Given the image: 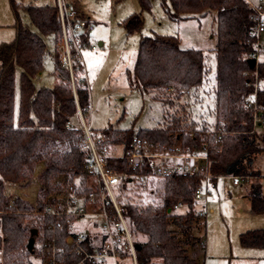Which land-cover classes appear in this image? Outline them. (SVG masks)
<instances>
[{
  "label": "trees",
  "instance_id": "1",
  "mask_svg": "<svg viewBox=\"0 0 264 264\" xmlns=\"http://www.w3.org/2000/svg\"><path fill=\"white\" fill-rule=\"evenodd\" d=\"M161 1L168 17L175 21L214 12L215 65L212 68L208 64L202 50L181 48L175 35L142 36L129 83L161 101L162 121L154 128L140 129L136 133L132 129L102 131L116 135L115 142L122 144L124 150L134 135L167 142L170 134H178L184 145L198 149L200 136L209 127L204 122L196 126L192 121L187 124L188 132L194 131L195 136L190 138L182 127L183 119L171 115L169 110L179 106L183 109L188 95L196 99L200 92H209L207 88L211 86L214 127L223 132L217 149L208 152L207 170L211 181L230 175L257 178L259 173L252 164L255 156L264 151V135L255 131L253 109L247 106V101L256 99L257 116L264 119V88L259 85L264 83V61L256 60L253 67L248 63L249 58H255L258 39L253 10L246 0H168V5L166 0ZM10 3L16 32L11 41L0 43V264H32L30 256L39 257L41 264H45L47 244L52 243L62 248L59 258L65 264H73L78 258L68 252L70 245L66 237L72 232L65 222L54 225V216L39 218L26 214L31 205L20 196L11 198L6 186L31 182L37 166L41 165L36 175L40 184L39 200L58 189L53 181L59 174H64L70 184L79 181L81 187L75 186L76 191L90 189L85 152L72 148L63 154L50 153L58 140L72 137L76 132L75 128L66 129L65 124L77 116L78 108L85 116L89 94L84 79L78 75L81 66L76 64L73 69V93L69 73L61 65L56 51L60 38L56 5L21 6L14 0ZM138 3L141 9L149 8L148 0H138ZM20 8L36 31L22 25ZM142 25L139 13L123 22L127 34L139 32ZM46 38L52 42L53 74L58 81L52 87H36L34 80L48 54ZM16 70H19L17 113L14 108ZM109 166L120 174L128 171L122 154L110 157ZM202 179V174L149 176L145 186H155L160 181V191L157 198L156 194L152 195L149 206L140 209L129 203L126 180L117 184L116 197L124 206L131 232L140 233L144 238L135 239L138 264H198L187 251L200 243V238L190 230L202 216L194 198V190ZM122 191L124 193L120 194ZM248 195L252 210H264V193L258 181L250 184ZM177 203L185 204L184 213L167 211ZM170 224L180 228L179 234L169 228ZM32 229L36 232L32 233ZM31 237L33 242L29 246ZM240 242L244 246L264 247V228L241 233ZM96 245L98 247V242ZM87 247L93 248L89 243Z\"/></svg>",
  "mask_w": 264,
  "mask_h": 264
},
{
  "label": "rangeland",
  "instance_id": "2",
  "mask_svg": "<svg viewBox=\"0 0 264 264\" xmlns=\"http://www.w3.org/2000/svg\"><path fill=\"white\" fill-rule=\"evenodd\" d=\"M14 1L21 6L56 4L55 0ZM63 1L71 8L80 10L82 12L80 14L93 24L87 40L90 45L95 46V49H91L89 46L81 48L82 63L79 64L81 71L78 73L84 79L89 94V109L84 114V119L92 130L122 131L132 129L136 133L140 129L154 128L162 121L163 106L161 101L154 98L152 93L135 88L129 83V76L134 73L139 40L142 36L175 35L179 39L181 48L200 49L205 53L208 64L212 68L215 65L216 25L214 12L175 21L168 17L161 0H148V9H141L138 0ZM248 1L252 4L264 2V0ZM165 3L168 5V0ZM18 11L22 25L36 31L27 14L21 8ZM136 13L142 17V29L139 32L127 34L123 22L130 15ZM14 22L15 17L10 0H0V43L9 42L14 38L16 32ZM257 42V60L264 61V32L259 34ZM46 43L48 54L44 58L41 72L34 80L36 87H52L58 81L53 74L51 39L46 38ZM74 64L77 63L74 62ZM259 85L264 88V83H259ZM207 89L210 91L200 92L196 99L188 95L183 109L179 106L169 110L171 115L183 119L182 127L187 132L189 131L187 124H191L192 121L196 126L204 122L209 127L207 129H216L214 127L216 119L213 112L212 87L209 86ZM181 100L180 102H183V99ZM18 101L19 70H16L14 80L15 113H17ZM74 120L79 122L78 114ZM254 129L257 133L264 135L263 118L257 120ZM50 153L57 155L53 148ZM40 168L41 165H38L31 182L6 186V192L11 198L20 196L31 205L26 214L39 218L43 214L36 213V206L44 204L49 196H55L59 190L64 191L70 184L64 174H59L53 181L58 185L59 190H54L48 194L49 196L39 200L40 184L36 175ZM252 168L258 171L257 178L254 176L241 177L240 183L234 185L230 176L218 177L214 184L209 186L210 196L208 199L196 202L195 206L202 212V216L195 221L190 231L194 236L200 238V243L196 247L188 248L187 255L194 258L198 264H264V247L244 246L240 242L241 233L264 228V210H252L248 195L249 186L255 181L260 183L261 191L264 193V151L255 156ZM66 182L68 183L66 184ZM88 182L90 183L89 179ZM71 184L81 187L79 181ZM160 187V181L151 187L137 184L128 185L126 189L130 197L129 203L137 206L138 209L149 206L152 195L156 194L155 197H158ZM123 193L124 191L120 194ZM184 208L185 205L174 212L176 214L184 213L186 211ZM92 221V217L78 219L73 222L71 229L78 232L91 229ZM26 225L29 224L26 223ZM169 228L175 229L177 233L180 230L173 224H170ZM133 237L138 241L144 239L137 232L133 233ZM179 237L183 236L179 235ZM30 260L32 264H41L39 257L30 256Z\"/></svg>",
  "mask_w": 264,
  "mask_h": 264
},
{
  "label": "built area",
  "instance_id": "3",
  "mask_svg": "<svg viewBox=\"0 0 264 264\" xmlns=\"http://www.w3.org/2000/svg\"><path fill=\"white\" fill-rule=\"evenodd\" d=\"M252 19L257 37L264 32V2L252 4ZM57 16L60 24V38L56 46L61 65L69 73L70 83L74 88V62L82 63L81 48L95 46L88 42V33L93 24L75 9L65 4L63 0H56ZM84 36V39L81 37ZM258 43V42H257ZM256 43V44H257ZM258 56L255 53V60ZM171 91V89L169 90ZM189 93V91H186ZM256 99L247 101L252 107L254 122L258 107ZM79 122L70 119L66 122V129H77L72 137L58 140L53 147L57 154H63L72 148H77L87 154L85 169L90 187L87 191H76L75 186L69 184L66 189L55 196H49L44 204L36 206V213L55 217L54 225L65 222L71 230L66 237L70 245L69 253L77 256L73 264H138L135 252V238L124 215V206L116 197L117 184L120 181L128 185L145 186L149 176L163 178L173 175L202 174L203 179L199 187L194 190L196 201H206L210 196L209 186L213 184L207 170L208 152L216 150L221 141L218 129H206L200 136L199 148L184 145L178 134L171 135L169 141H152L134 135L126 149L115 142L116 135L105 131L92 130L78 108ZM194 131L188 132V137L194 138ZM118 150V151H115ZM122 154L128 171L120 174L109 166V159ZM232 183H240L241 177L230 175ZM185 204L177 203L168 211L182 208ZM84 217H92L91 229L74 231L73 222ZM98 242V247L97 246ZM92 245L89 249L87 245ZM47 260L45 264H65L59 258L62 248L54 243L47 244Z\"/></svg>",
  "mask_w": 264,
  "mask_h": 264
},
{
  "label": "water",
  "instance_id": "4",
  "mask_svg": "<svg viewBox=\"0 0 264 264\" xmlns=\"http://www.w3.org/2000/svg\"><path fill=\"white\" fill-rule=\"evenodd\" d=\"M255 62H256L255 58H249V59H248V63H249V66H250V67H253V66L255 65ZM31 232H32V233H35V232H36V229H32ZM32 242H33V238L31 237V238L29 239V246L32 245Z\"/></svg>",
  "mask_w": 264,
  "mask_h": 264
},
{
  "label": "crops",
  "instance_id": "5",
  "mask_svg": "<svg viewBox=\"0 0 264 264\" xmlns=\"http://www.w3.org/2000/svg\"><path fill=\"white\" fill-rule=\"evenodd\" d=\"M56 1V0H55ZM65 3V2H64ZM65 4H67V3H65ZM56 5V4H55ZM68 5V4H67ZM70 6V5H69ZM73 9H75V8H73ZM76 10V9H75ZM77 12H79V13H82L80 10H76ZM101 43V42H100ZM213 182V184H214V182L215 181H212Z\"/></svg>",
  "mask_w": 264,
  "mask_h": 264
}]
</instances>
